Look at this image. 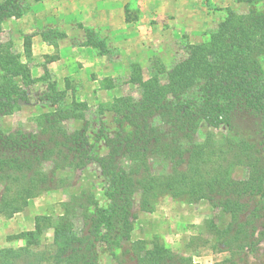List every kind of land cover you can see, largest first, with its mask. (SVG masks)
<instances>
[{"label":"rangeland","instance_id":"374dc122","mask_svg":"<svg viewBox=\"0 0 264 264\" xmlns=\"http://www.w3.org/2000/svg\"><path fill=\"white\" fill-rule=\"evenodd\" d=\"M68 1L74 11L73 1ZM60 2L63 0H15L21 16L7 18L1 24L0 49L18 55L29 73L26 79L18 80V107L14 106L12 114L0 115V130L12 137H30L32 143L46 141L54 133V137H77L75 142L88 160L82 169L54 170L55 187L40 192L12 218L0 216V250L24 247L22 238H10L38 230V246L33 250L53 254V224L69 216L77 232L81 227L79 213L90 203L91 194L96 206L91 205L90 211L106 210L111 217L118 213L121 200L114 190L120 188L102 175L96 162L107 155L108 139L125 137L130 130L123 117L109 111L111 104L122 97L134 103L141 101L139 80L157 75L164 83L163 71H169L185 56L186 45L207 41L229 13L244 14L251 7L264 9V0H130L123 13L112 15L113 26L120 29L94 30L88 26L81 30L83 22L98 25L96 18L100 15L93 13L91 5H83L85 13L67 16L66 3ZM121 7L120 3L115 11ZM24 37L31 41L28 58L23 52ZM261 66L264 72V59ZM53 118L59 130H52L48 121ZM255 123L248 116L231 127H214L202 120L193 137L200 142L209 138L216 145L227 137L259 141ZM131 158L118 154L116 165L126 172L136 170ZM43 167L52 169L48 162ZM156 170L151 172L155 174ZM130 176L131 213L136 215L130 218L131 241L144 242L146 249L154 244L163 247L175 256L169 264H264V235L262 239L257 235L264 233V228L257 226L254 237L261 240L256 246L240 251V241L227 242L240 230L234 226L232 232L224 234L232 223L230 213L213 208L206 200L188 203L165 195L151 196L141 210V165ZM232 177L247 180L249 170L235 167ZM41 217L48 220H40L39 229H35L36 219ZM109 223L101 227L106 239L99 246L97 264H116L119 226ZM126 260V264H134Z\"/></svg>","mask_w":264,"mask_h":264},{"label":"trees","instance_id":"16d2710c","mask_svg":"<svg viewBox=\"0 0 264 264\" xmlns=\"http://www.w3.org/2000/svg\"><path fill=\"white\" fill-rule=\"evenodd\" d=\"M14 2L4 0L0 4V31L5 19L21 16ZM23 52L26 58L30 56L29 37L23 39ZM184 53L169 71H163L164 83L157 75L139 80L141 101L134 103L122 97L109 108L127 121L130 130L125 137L108 139L107 155L96 162L102 175L118 184L120 190L115 189L114 194L121 200V210L113 217L106 210L90 211L96 203L92 194L88 195L90 203L80 207L81 227L77 232L69 216L53 224V254L33 250L40 233L35 230L11 237L22 238L25 246L0 250V264H97L99 246L106 239L101 227L109 222L119 226L116 264H126V258L134 264L172 262L175 256L163 247L154 244L146 249L144 242L130 240V218L136 215L131 213L132 191L128 189L130 175L140 165L141 210L151 196L165 195L188 203L206 200L213 208L231 214L232 223L224 234L232 232L234 226L240 230L235 239L228 237L229 245L240 241V251L257 245L264 235L260 231L257 235L261 239L254 237L257 226L264 228V9L251 7L244 14L229 13L207 41L186 45ZM0 70V115L12 114L14 106L18 107V80L26 79L29 72L18 55L2 49ZM246 116L256 120L259 141L227 137L216 145L209 138L200 142L193 137L199 121L231 127ZM48 122L52 130H59L55 118ZM54 134L46 141L32 143L30 137H12L0 130V216L12 218L40 192L55 187L54 170L85 167L88 157L75 142L77 137ZM121 153L132 157L136 170L126 172L116 165ZM47 162L52 165L48 171L43 167ZM239 166L249 170L247 180L232 177V169ZM153 168L157 169L155 174ZM40 220L48 219L37 218L35 229H39ZM121 240L127 245L120 244Z\"/></svg>","mask_w":264,"mask_h":264},{"label":"crops","instance_id":"0c3cea01","mask_svg":"<svg viewBox=\"0 0 264 264\" xmlns=\"http://www.w3.org/2000/svg\"><path fill=\"white\" fill-rule=\"evenodd\" d=\"M71 1H73L72 4L74 6V11H72L70 8L71 7L70 1L63 0V2H60L61 4L66 3V15L67 16L73 15L74 17L75 13H77L76 16H78V13L80 14L85 13L86 10L83 9L84 7L83 5H86V6L91 5L93 9V13L100 15V18H96L97 21L99 22L98 25H95L94 23L83 22L85 24H83L82 27H80L81 30L82 28L88 27V26L94 30H97L99 27H102L101 29L105 28L106 30L109 29L111 31L114 30V28L120 29L119 27L113 26L112 15L115 12L123 13V11L125 10V7H128V5H130V0H71ZM120 3L122 4L121 9L119 8L120 10L116 9L115 11V8L118 7ZM86 14L88 15L91 13H86ZM110 15H111V18H110ZM32 44H34V42H32Z\"/></svg>","mask_w":264,"mask_h":264}]
</instances>
